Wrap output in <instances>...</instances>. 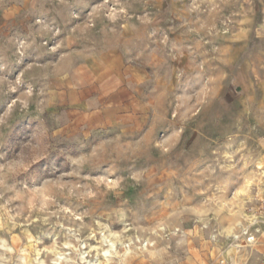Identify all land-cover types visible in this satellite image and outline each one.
Returning <instances> with one entry per match:
<instances>
[{"label":"rangeland","instance_id":"1","mask_svg":"<svg viewBox=\"0 0 264 264\" xmlns=\"http://www.w3.org/2000/svg\"><path fill=\"white\" fill-rule=\"evenodd\" d=\"M259 28L264 0H0V264L241 250L264 199Z\"/></svg>","mask_w":264,"mask_h":264},{"label":"crops","instance_id":"2","mask_svg":"<svg viewBox=\"0 0 264 264\" xmlns=\"http://www.w3.org/2000/svg\"><path fill=\"white\" fill-rule=\"evenodd\" d=\"M251 43L253 44L252 48L254 51H251L247 55L249 60H258L264 65V29H254L251 34ZM257 57V58H256ZM241 75L244 77L251 78L256 74L249 70L248 68H243L241 70ZM259 76L263 78L264 83V67L259 73ZM249 80H244L241 84L242 91L248 92L249 86H251ZM87 106L91 107L94 114H98L101 119V123H105L108 120L116 119L121 116L122 106L119 102H115L114 105L106 106L101 105L98 100H90L85 102ZM222 263H219V261ZM202 264H264V238H261L257 244H254L250 247H243L241 250L236 252H231L226 248L225 251L217 252L211 255H204Z\"/></svg>","mask_w":264,"mask_h":264},{"label":"built area","instance_id":"3","mask_svg":"<svg viewBox=\"0 0 264 264\" xmlns=\"http://www.w3.org/2000/svg\"><path fill=\"white\" fill-rule=\"evenodd\" d=\"M249 212L248 221L230 237V244L237 249L253 246L264 235V199L256 209L251 208Z\"/></svg>","mask_w":264,"mask_h":264},{"label":"bare ground","instance_id":"4","mask_svg":"<svg viewBox=\"0 0 264 264\" xmlns=\"http://www.w3.org/2000/svg\"><path fill=\"white\" fill-rule=\"evenodd\" d=\"M107 253V252H106ZM104 254H105V252H104Z\"/></svg>","mask_w":264,"mask_h":264}]
</instances>
